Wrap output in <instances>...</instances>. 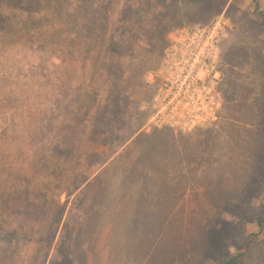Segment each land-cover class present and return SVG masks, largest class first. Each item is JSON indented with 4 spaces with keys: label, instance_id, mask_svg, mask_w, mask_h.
<instances>
[{
    "label": "rangeland",
    "instance_id": "rangeland-1",
    "mask_svg": "<svg viewBox=\"0 0 264 264\" xmlns=\"http://www.w3.org/2000/svg\"><path fill=\"white\" fill-rule=\"evenodd\" d=\"M38 2L0 0V264H264V0ZM220 16L217 120L152 132L167 41Z\"/></svg>",
    "mask_w": 264,
    "mask_h": 264
},
{
    "label": "built area",
    "instance_id": "built-area-1",
    "mask_svg": "<svg viewBox=\"0 0 264 264\" xmlns=\"http://www.w3.org/2000/svg\"><path fill=\"white\" fill-rule=\"evenodd\" d=\"M223 16L208 26L177 29L166 47L161 66L148 83L155 87L148 126L192 132L217 120L222 107L218 86L221 43L228 37Z\"/></svg>",
    "mask_w": 264,
    "mask_h": 264
},
{
    "label": "trees",
    "instance_id": "trees-1",
    "mask_svg": "<svg viewBox=\"0 0 264 264\" xmlns=\"http://www.w3.org/2000/svg\"><path fill=\"white\" fill-rule=\"evenodd\" d=\"M7 1H13V2H16L17 0H7ZM21 1H27V0H21ZM29 1V4L30 5H32V7L33 6H38L39 5V2H38V0H28ZM4 5V4H3ZM254 12H255V14H257L261 19H262V21L264 22V10H262L261 9V7L259 6V4H256V8H255V10H254ZM201 26H205V25H201ZM168 44H169V40L167 41V44H166V47L168 46ZM166 47H165V49H166ZM165 49H164V51H165ZM164 51H163V54H164ZM162 58H163V56H162ZM154 71H156V70H154ZM151 88H152V90H153V98H154V95H155V93H156V89H155V87L154 86H150ZM153 98H152V103H153ZM120 100H118L117 102H119ZM159 130H170V131H174L173 129H169V128H162V129H153V131L152 132H155V131H159ZM195 131H197V130H195ZM175 132H177V131H175ZM180 132V131H179ZM192 132H194V131H192ZM180 133H185V132H180ZM191 133V132H190ZM55 219V222H53V226H56V225H58V224H60L61 223V221H60V219L58 220V219H56V218H54ZM61 220H62V218H61ZM258 224L261 226V227H264V218L261 216V217H259L258 218ZM53 233H54V231H52L51 233H50V237H49V239H47L48 238V235L45 237V240H44V242L45 243H51L52 242V237H54L53 236ZM239 255L238 256H232V257H229V258H226L224 261H223V264H238V259H239ZM68 261V260H67ZM68 263L70 264V262L68 261ZM65 264H66V262H65Z\"/></svg>",
    "mask_w": 264,
    "mask_h": 264
}]
</instances>
